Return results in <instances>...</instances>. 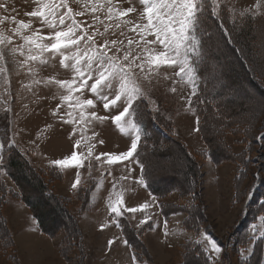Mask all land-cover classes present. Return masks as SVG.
I'll list each match as a JSON object with an SVG mask.
<instances>
[{
  "label": "snow or ice",
  "instance_id": "obj_1",
  "mask_svg": "<svg viewBox=\"0 0 264 264\" xmlns=\"http://www.w3.org/2000/svg\"><path fill=\"white\" fill-rule=\"evenodd\" d=\"M34 7L25 15L30 19H17L15 7L9 8L5 0H0V25L5 22L14 25L5 31L0 28V77L7 75V64L11 63L17 69H25L35 76L34 65L55 66L71 74L70 79H58L50 76L46 80H34L37 85L55 86L59 91L60 104L53 110L54 116H59L64 124L72 125L71 135L80 130L83 138L84 129L81 125L92 121L103 122L111 120L121 131H125V119L137 111L134 107L138 101L145 99L139 80H148L160 74L162 67L172 69L176 78L173 83L190 85L188 106L192 109L191 97L197 96L198 103L205 101L198 96L200 85V70L211 66L214 72L219 71V65L212 64L207 47L212 33L207 24L208 0H139L138 8L132 0H33ZM127 3L128 7L122 5ZM73 5L78 7L74 8ZM211 15L221 20L219 0H211ZM264 0H256L253 18L257 15L264 17ZM245 12L239 15L244 16ZM135 14V15H133ZM88 17V19H77ZM235 26V18H234ZM34 24L38 25L34 26ZM224 28V24H220ZM47 29V32H45ZM225 32L228 29H224ZM131 34V35H130ZM176 92L175 86L171 89ZM91 98H85V93ZM55 98V97H53ZM119 102V103H118ZM102 105L106 112L116 107L122 110L110 116L98 115L95 111L97 104ZM154 103V102H152ZM64 108L63 115L60 109ZM8 111H11L9 109ZM195 114V109H192ZM196 131H200V118L196 119ZM135 137L128 150L120 153L102 152L95 156L97 167L106 163L109 166L134 162L139 166L140 176L136 181L148 189L145 163L138 155L141 132L135 123L132 125ZM94 135L89 139H94ZM264 141V136L260 137ZM99 143L103 144L101 140ZM81 140L74 142L71 155L53 161L59 169L73 167L77 169L73 189L81 184L79 169L85 166L91 169L92 149L95 144H89L86 155L76 151ZM13 141L10 147H14ZM6 167L5 145L0 143V170ZM122 175L120 179H129ZM108 175H111L109 172ZM250 193L246 192L245 197ZM150 201L135 206H125L122 192L115 193L114 200L109 202V210L114 214V223L123 229L120 218L125 213L135 214L144 212V218L137 227L147 225L146 230H152L151 215L146 212L157 205L158 196L149 192ZM264 222V216L260 217ZM107 223L100 226L101 231ZM165 236L167 221L164 224ZM207 241L203 248L207 264H216V258L223 251L222 247L207 234H201ZM257 239H264V233L257 237L255 234L250 245ZM116 238L108 240L107 247L111 250ZM123 243L127 245V240ZM249 257L254 255L253 247L247 248ZM243 255V253H242ZM133 264H143L132 254Z\"/></svg>",
  "mask_w": 264,
  "mask_h": 264
},
{
  "label": "rangeland",
  "instance_id": "obj_2",
  "mask_svg": "<svg viewBox=\"0 0 264 264\" xmlns=\"http://www.w3.org/2000/svg\"><path fill=\"white\" fill-rule=\"evenodd\" d=\"M9 8L15 7L17 11L11 13L15 15L17 19H30L25 15L27 11H31L34 7L33 0H5ZM133 4L138 8L142 7L139 5V0H132ZM220 7L226 6L234 13L245 12L246 9L254 11V6L256 0H219ZM123 7H128L127 3L122 5ZM74 8L78 7L73 5ZM220 9V8H219ZM252 11L245 12V14H251ZM264 12V8L261 9ZM135 15V14H133ZM77 19H88V17H78ZM34 26H37L34 24ZM14 27L7 22L0 25V28L7 31V29ZM47 32V29H45ZM131 35V34H130ZM259 37V38H258ZM256 36L254 40L259 42V49H261L260 59L258 62L261 63V67H264V34ZM227 48L214 50V53L218 54L220 62L219 71L216 72L217 80L220 79L222 73H226L223 76L226 78L222 81L223 91L228 93L227 99L235 103H242L248 107V110H253L262 112V100L255 93L253 87L249 83V74L243 73L239 65V62L234 58L233 54L231 58H225L223 53H227ZM224 51V52H223ZM249 58L253 64L255 60L249 55ZM7 75L5 77H0V110H4L7 106L6 113L11 109V134L9 132L0 134V143H4L11 150L19 149L25 156L28 157L29 161L34 165L35 168H42L46 164H53L54 160L65 158L73 152L74 142L78 139L81 140L80 147L76 151L86 155L89 151L88 145L95 144L92 149L91 162H98L95 160V156L102 152H112L120 153L129 149L132 139L135 137V131L133 130V118L132 116L126 117L125 119V131L121 132L109 119L103 122L92 121L91 123L81 125L84 129L83 138H81L80 130L77 129L75 135H71L72 125L64 124L61 122L59 116L53 115V110L58 104H60L59 91L55 86L45 85V84H35L34 80H46L50 76H55L58 79H70L71 74L66 72L64 69L59 67L58 62H55V66L49 65H34L36 75H30L26 68L17 69L15 65L9 63L7 64ZM238 71V75L231 77L226 71ZM176 79L172 74V69L162 67L160 69V74L151 78V83L148 80L141 79L138 81L142 91L144 93L145 99L150 108L157 110L160 103L161 110L167 112V117L176 123L178 129H176L178 138L183 139L187 142V147H191L189 150L191 154L194 153L195 149H203L206 147V143L202 135L195 130L196 128V114H193L192 109L188 106V97L191 91L190 85L184 83L174 84L173 81ZM220 81V80H219ZM175 86L177 91L172 92V87ZM55 97V98H53ZM85 98H91L90 93H85ZM193 99V97H191ZM154 102V103H152ZM119 103V102H118ZM253 107V108H249ZM122 109L116 107L111 112H106L103 110L102 105L99 103L95 109H90L89 111H95L98 115L110 116L118 114ZM65 109H60V115H63ZM261 122L259 121V124ZM257 124V127L260 126ZM256 127L255 135H264V132ZM94 135V139H89ZM103 140L104 143L101 144L99 141ZM15 142L14 147H10ZM6 142V143H5ZM255 142V141H254ZM232 140H230V144ZM233 147V145L231 144ZM9 151L12 153V151ZM233 149L236 153L243 152L244 147L234 146ZM171 155V154H170ZM260 151L257 146L253 144V150L250 151L249 159L255 164V168L251 169L254 172V178L251 175H247V180L241 183V189L248 191L250 188L259 189L262 188L261 179L263 175L260 173L259 164ZM197 162L200 164V170L202 173V197L203 203L205 204V216L206 225L209 229V234L213 240H215L219 246L222 247L223 251L216 258V264H219V259L222 257L223 264H238V260L246 259L249 257L247 250H237V254L234 255V251L229 256L230 252L228 249V243L231 235L240 227L241 223L244 221L247 215V210L245 209V200L250 196V194L239 204L233 202L234 199V179L236 174V167L234 164L229 162H224L216 165L211 158L200 159L197 158ZM126 163V162H125ZM116 165L109 166L106 163L102 164L99 172H106L107 170H112L116 167L115 171H120L125 175H128L129 165ZM88 160H85V166L82 167L83 172L86 174L89 172ZM73 167H68L65 170L69 173ZM188 170V164L182 159L181 155L177 152H173L172 156L168 158L163 156L160 160L157 159V184L161 186H169L181 182V174H185ZM138 173V168L131 171L129 179H135ZM91 175V177H93ZM101 174L96 173L97 179L101 180ZM117 174L112 176L116 178ZM2 178H4L9 186L14 187V184L8 178L5 170H2ZM111 178V179H112ZM60 184L55 185V190L57 193L64 196L69 195L68 189L73 190L70 184L71 178H68ZM70 182V183H69ZM112 184L107 186L104 183L101 185L103 189L116 190L118 182L112 180ZM127 185H129L127 183ZM15 188V187H14ZM33 189L25 185V190L28 191V196H33V200L39 199L41 204L47 208V212L44 217L48 219L54 218L55 224L59 220L64 218L60 213L55 211L54 204L48 202L41 198L38 189ZM122 191V190H121ZM126 195L123 198H127L129 201L132 196ZM137 194L133 197H136ZM41 199V200H40ZM2 213L7 219V225L14 241L13 246L3 247V241L0 239V264H79V255L75 252L71 255L72 259L69 262L62 259L59 252V245L63 241L65 235L60 233L56 239H50L46 234H42L40 229L37 227V222L32 218L27 205L17 199H9L8 204L2 209ZM151 215V220L153 215ZM173 216H178V218L171 217L169 227L167 229L168 235L165 236V231L160 230V228L153 227L152 233H145L144 240L145 244L149 250L150 263L143 261V264H179L183 261L182 252L178 247H172L173 243L175 245V240L173 239L175 234L177 238L184 236V241L191 238H196L191 232L181 228H176L177 223H183L186 216L185 214L179 213ZM182 217V222L179 217ZM45 218V219H46ZM79 221V224L81 223ZM150 220V221H151ZM261 221V220H260ZM46 223V221H45ZM135 223V221H134ZM48 224V222H47ZM81 225V224H80ZM174 225V226H173ZM48 226V225H47ZM252 232H258L259 237L263 232V226H249ZM87 229V228H86ZM109 229V228H107ZM106 229V230H107ZM100 230V228L98 229ZM84 234V233H83ZM206 234V233H203ZM110 236V235H109ZM107 234H90L86 233L83 240V251L84 259L82 264H133L129 252L126 246L124 248H117L118 245L113 246L111 250L106 246ZM163 239L161 240V238ZM191 237V238H189ZM203 239L202 235L197 240L201 241ZM163 241V242H162ZM171 242V243H170ZM120 243V242H118ZM115 241V244H118ZM202 247L207 244V241L200 243ZM164 245L168 248H165ZM156 246L159 249L153 251L152 248ZM253 247V244L250 245ZM124 249V250H122ZM243 253V255H242ZM264 264V263H263Z\"/></svg>",
  "mask_w": 264,
  "mask_h": 264
},
{
  "label": "trees",
  "instance_id": "obj_3",
  "mask_svg": "<svg viewBox=\"0 0 264 264\" xmlns=\"http://www.w3.org/2000/svg\"><path fill=\"white\" fill-rule=\"evenodd\" d=\"M210 6L211 0H208L207 24L210 26L212 35L208 40L207 47L212 64L217 65L220 60H223L218 58V54H215L214 50L227 48V53H223L224 57L230 59L229 54H233L243 69L242 72L249 74V83L262 100V112L254 111V109L248 110L244 102L235 103L227 99L228 93L223 91L221 84L226 79L224 77L226 73H222L220 79L217 80L213 68L205 66L199 73L201 80L198 88V96L205 102L198 103L197 96H193L192 99L196 116L200 118L201 130L199 133L206 143L205 150H196L193 154L190 153L184 141L178 138L175 124L167 117V112L161 110L160 103H158L157 110H152L146 100L138 101L139 106L134 105L137 111L133 116L142 133L138 155L145 163L146 179L150 185L148 190L158 196V201L162 205L160 212L167 222L175 214H185L186 218L182 227L197 237L203 232H209L206 225L205 204L201 194L202 173L197 158L200 157L203 160L211 158L216 165L224 162L235 165L233 202L239 204L245 193L249 190L251 192L253 189L250 188L246 191L240 187L241 183L247 180V175L252 174L251 177L254 178V172L251 169L255 168V164L249 159V155L253 150V144L257 146L260 151V173L263 175L262 188L253 192L247 207L246 218L231 235L228 243V249L231 248L228 253L230 256L233 251L236 255L239 249L247 250L254 234L259 237L258 232H252L249 226H257L261 223L264 232V222L260 221V217L264 216V141L261 139L260 142L258 141L264 135H255L259 121L261 123L257 129L264 132V67L260 66L262 62H258L261 54L259 47L261 48V46L257 40H254L256 36L264 34V17L257 15L253 18L251 14L240 16L239 13H234L228 7L221 6L219 11L222 19L218 20L211 15ZM221 23L224 24V28L220 27ZM225 28L228 29L227 32H225ZM248 54L253 57L255 64L251 62ZM226 72L231 77L238 75V71ZM8 127L7 121L0 129V133L8 132ZM230 140H232L233 147H244L245 150L236 153ZM9 149L7 148L5 152L6 167L3 170L6 171L18 191L8 187L2 178V170H0V239L3 241V247L13 246L14 241L2 209L8 204L9 199H17L29 207L32 216L37 220L38 226L44 234L56 239L60 233H64L65 237L58 249L59 256L69 262L72 259L71 255L77 252L79 264H82L84 259L83 235L79 220L89 207L91 193L96 188L97 182L95 180L84 181L72 195H59L55 190V185L64 181L61 169L56 166L35 169L20 152L10 149L11 153ZM173 152L181 155L188 164V170L185 174H181V182L178 181L169 186L158 185L157 174H155L157 159L160 160L163 156L170 158ZM25 185L29 187L32 185V190L38 189L41 198L47 203L54 204V210L60 213L64 219L51 225L54 218L47 221V218L44 217L47 208L40 203L39 199L33 200V196H28ZM120 223L123 225V236L132 247L138 261L145 260L150 263V253L144 240L145 233L149 231L146 230L148 226L143 225L135 229L131 224L129 213H125L120 218ZM149 223L153 224V222ZM252 244L254 255L246 259L240 258L238 264H263L264 239H257ZM179 249L183 255V261L179 264H207L200 243L187 240L179 246Z\"/></svg>",
  "mask_w": 264,
  "mask_h": 264
},
{
  "label": "crops",
  "instance_id": "obj_4",
  "mask_svg": "<svg viewBox=\"0 0 264 264\" xmlns=\"http://www.w3.org/2000/svg\"><path fill=\"white\" fill-rule=\"evenodd\" d=\"M126 164L129 165V167L132 171H133V169L138 168V173L136 174L134 181L132 179L131 180L130 179H127V180L120 179V177L122 175H125V174L121 173L120 171H115V169L118 165H116V167H113L111 175H108L107 177L102 179L100 181L99 185L97 186V188L95 189V191L92 193L90 206H89L87 212L83 215L80 226H81L82 232L84 233V237L86 236V233L107 234L108 236L110 235L107 238L106 246H107L108 240L113 239L115 237L116 243H118V242H120V243H118V244L114 243L113 246L118 245L116 247V249L121 248V247L124 248V246H126L127 251L129 252L128 254L130 256V254H131L130 248L128 245H125L123 243L124 240L122 238L121 231L116 226V224L113 222V219L111 217V213H110V210L108 207L109 202L114 200L115 193H118V192H122L123 196H126V195L132 196L129 201L127 200V198L124 199L125 206H127V207L138 206V205L144 203L145 201H150L151 197L149 196V190L145 189L144 187H142L141 185H139L136 182L140 176L139 167H137V165L134 164V162H130V161L123 164V166H125ZM76 174H77V169L73 168L69 173H66V180L68 181L69 180L68 178L70 177L71 183L70 182L69 183L72 184L75 181ZM116 174H117V177L113 179L112 176H114ZM112 180H116L118 182L116 190L112 191V190H109L108 188L107 189L102 188L101 185L104 182H105L104 185L107 186L108 184L113 183ZM127 183L129 185H127ZM136 194H137V196L133 197ZM157 205H158V203H157ZM158 211H159L158 206H153L150 209L146 210L147 213L148 212L151 213L153 215V217L156 218L155 227L158 226L162 232V231H165V228H164L165 221L159 215ZM144 215H145L144 212L135 213V225L136 226L144 218ZM174 217L178 218V216H173L172 220ZM182 217L180 216L179 218L181 219ZM181 222H182V219H181ZM105 223H107V227H105L103 231H101V229L98 230L100 228V226L102 224H105ZM175 226H176V228L181 229V223H177V225H175ZM171 227H172V225H171ZM171 227H169V225H167V229H169ZM107 228H109V229H107ZM152 232L153 231H150V232H148V234H151ZM177 236L178 235L175 234V236L173 238L176 242L175 245L170 242L172 244V247H177L185 239L184 236H182L181 238H177ZM162 239H163V237L161 238V240ZM164 247L167 248L165 245H164ZM158 249L159 248L156 246H154L152 248L153 251H156ZM122 250H124V249H122Z\"/></svg>",
  "mask_w": 264,
  "mask_h": 264
}]
</instances>
